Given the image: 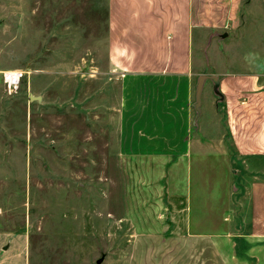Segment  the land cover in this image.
Masks as SVG:
<instances>
[{"label": "rangeland", "instance_id": "1", "mask_svg": "<svg viewBox=\"0 0 264 264\" xmlns=\"http://www.w3.org/2000/svg\"><path fill=\"white\" fill-rule=\"evenodd\" d=\"M254 10L264 0H243L239 25L210 30L205 52L195 35L194 66L242 69ZM107 15L108 0H0V264H264V239L244 235L248 156L228 131L230 181L215 150L172 177L120 156ZM194 108L193 133L209 122Z\"/></svg>", "mask_w": 264, "mask_h": 264}, {"label": "crops", "instance_id": "2", "mask_svg": "<svg viewBox=\"0 0 264 264\" xmlns=\"http://www.w3.org/2000/svg\"><path fill=\"white\" fill-rule=\"evenodd\" d=\"M242 5L243 0H108L106 50L119 72L120 156L161 165L163 176L172 177L182 166L188 171L193 153L215 150L223 179L230 181L224 138L228 131L230 144L247 154L253 176L244 235L254 242L264 239V165L253 164L264 161V13L254 10L249 17L253 35L242 69L207 71L205 65L194 66L195 35L199 50L205 52L210 30L239 25ZM207 33L210 38L204 41ZM196 82H201V91L193 98ZM205 88L209 93L203 103ZM195 101L197 119L207 117L209 122L193 133Z\"/></svg>", "mask_w": 264, "mask_h": 264}, {"label": "built area", "instance_id": "3", "mask_svg": "<svg viewBox=\"0 0 264 264\" xmlns=\"http://www.w3.org/2000/svg\"><path fill=\"white\" fill-rule=\"evenodd\" d=\"M21 76H22V72L20 70L10 72L9 74H5V80L8 88L14 86L16 81H18Z\"/></svg>", "mask_w": 264, "mask_h": 264}, {"label": "water", "instance_id": "4", "mask_svg": "<svg viewBox=\"0 0 264 264\" xmlns=\"http://www.w3.org/2000/svg\"><path fill=\"white\" fill-rule=\"evenodd\" d=\"M201 88V82L198 83V90Z\"/></svg>", "mask_w": 264, "mask_h": 264}]
</instances>
